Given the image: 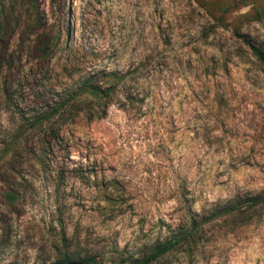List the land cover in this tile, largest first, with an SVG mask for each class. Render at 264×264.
I'll use <instances>...</instances> for the list:
<instances>
[{
	"label": "rangeland",
	"instance_id": "rangeland-1",
	"mask_svg": "<svg viewBox=\"0 0 264 264\" xmlns=\"http://www.w3.org/2000/svg\"><path fill=\"white\" fill-rule=\"evenodd\" d=\"M0 22V264H126L192 225L152 264H264V202L215 215L264 192V0H0Z\"/></svg>",
	"mask_w": 264,
	"mask_h": 264
},
{
	"label": "trees",
	"instance_id": "trees-1",
	"mask_svg": "<svg viewBox=\"0 0 264 264\" xmlns=\"http://www.w3.org/2000/svg\"><path fill=\"white\" fill-rule=\"evenodd\" d=\"M9 1V0H3ZM1 25L0 22V32H1ZM252 52L257 60L264 66V52L251 46ZM104 81V80H103ZM107 81V80H106ZM91 80H87L85 84L82 85V90L78 94H84L86 97L98 98L103 99L107 97L111 91L108 87L105 90H102L101 86H98V83L95 85L91 84ZM264 202V192L261 195H247L243 200H239L236 204L230 205L220 213L215 214L216 216H223L229 214H236L242 209H252L257 207L260 203ZM215 216V217H216ZM193 222L192 224H194ZM194 225L190 227L187 231L179 232L178 234L174 235L171 238H167L162 243H158L150 248V250L143 256L135 259H128L126 260V264H152L165 256L167 253L171 252L172 250L176 249L178 246L188 243L192 237V231H195ZM79 264H90L88 259L80 260ZM53 264H75V262L70 261L68 258H62L61 260L53 263Z\"/></svg>",
	"mask_w": 264,
	"mask_h": 264
}]
</instances>
